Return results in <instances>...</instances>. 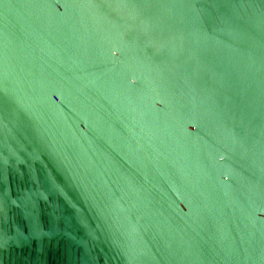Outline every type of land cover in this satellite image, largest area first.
Here are the masks:
<instances>
[{
    "label": "water",
    "instance_id": "95a60500",
    "mask_svg": "<svg viewBox=\"0 0 264 264\" xmlns=\"http://www.w3.org/2000/svg\"><path fill=\"white\" fill-rule=\"evenodd\" d=\"M0 264H264V0H0Z\"/></svg>",
    "mask_w": 264,
    "mask_h": 264
}]
</instances>
